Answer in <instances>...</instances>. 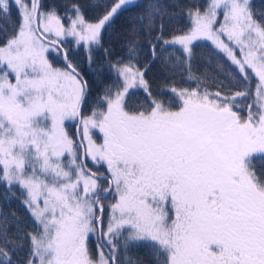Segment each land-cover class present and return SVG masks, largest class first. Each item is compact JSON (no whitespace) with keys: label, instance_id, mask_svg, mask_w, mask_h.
Instances as JSON below:
<instances>
[{"label":"snow or ice","instance_id":"obj_1","mask_svg":"<svg viewBox=\"0 0 264 264\" xmlns=\"http://www.w3.org/2000/svg\"><path fill=\"white\" fill-rule=\"evenodd\" d=\"M92 6L89 20L78 3L61 13L45 0H0V19L19 17L11 34L0 27V188L31 220L0 210V264H139L130 253L140 248L152 264H264V10L207 0L170 30L180 5L169 0ZM134 10L123 55L113 62L104 49L94 69L91 107L94 86L66 45L85 48L91 67ZM203 41L222 77H211L215 90L193 71ZM156 62L196 86L161 99L146 79ZM137 89L144 100L132 107Z\"/></svg>","mask_w":264,"mask_h":264},{"label":"trees","instance_id":"obj_2","mask_svg":"<svg viewBox=\"0 0 264 264\" xmlns=\"http://www.w3.org/2000/svg\"><path fill=\"white\" fill-rule=\"evenodd\" d=\"M108 0H45V3L56 4L60 7L61 13H63L66 6H70L73 3H78L82 5L85 9L86 17L89 20H94L99 13V9L93 7V3H105ZM138 4H147L149 0H137ZM170 3H178L180 7L170 8V11L176 14V20L170 25V30L175 28H185L188 26V18L181 13L185 10L187 6L192 4H206L207 0H169ZM253 4L256 6L257 11L264 10V0H253ZM133 12L126 13L122 16L113 26V29L104 35L103 44L104 47L101 49L94 50L93 56L96 63L92 64L91 67L88 63V56L86 49L82 48L75 50L72 44L66 45V48L69 52V57L72 59L73 63L78 65V70L84 75L85 79H88L91 84H93L92 92V103L91 107H95L96 98L100 95L99 85L96 84V76L94 69L98 65H102L105 62V52L104 49H111V54L108 57L111 61L115 62L116 59L120 58L123 55L122 50V37L124 35V30L128 26L129 18L135 14ZM19 23V17L15 10H13L12 16L7 19H0V27L7 24L9 26V34H11V29L15 28ZM2 37H0V43H2ZM200 47L196 49L198 53V58L193 64V71L196 75H206V86L210 90H215L216 85L212 82L211 77L216 76L222 79L220 73L216 69V61L212 60L209 63V54L213 51V46L209 43L199 42ZM51 58V57H50ZM57 67H64L63 60L60 57H57V60L54 61ZM105 79H109L108 75H105ZM146 79H148L151 90L154 94L162 93L160 96L161 99L175 101V97L169 91V88L172 86L179 88H193L196 86L195 82L187 81V74L182 70L176 72L169 71L166 67L162 66L159 62L153 63L149 72L146 73ZM109 82L110 79H109ZM134 94L130 93L129 103L132 107L139 106L140 103L144 100V92L142 89L132 90ZM98 139V143L102 142L99 140L97 134L94 135ZM19 195V193H17ZM0 210L4 213L15 215L20 218L22 222L26 225L31 224V220L28 212L23 207L19 199H12L10 202L5 201L3 197V189L0 188ZM130 256L134 260H138L139 264H152L150 256L146 253V250L143 248L133 249L130 253Z\"/></svg>","mask_w":264,"mask_h":264},{"label":"rangeland","instance_id":"obj_3","mask_svg":"<svg viewBox=\"0 0 264 264\" xmlns=\"http://www.w3.org/2000/svg\"><path fill=\"white\" fill-rule=\"evenodd\" d=\"M137 1V0H136ZM203 42H205V43H209V44H211V42L210 41H203ZM68 45V44H67ZM73 48L75 49V50H79V49H82L83 47H80V48H75L74 46H73ZM85 49V48H84ZM78 128H79V125L78 124H75L74 122L72 123V126L69 128V130H70V132H76L77 130H78ZM97 135H98V137L99 138H101V140H102V134H98L97 133ZM94 138H95V136H94ZM96 139V138H95Z\"/></svg>","mask_w":264,"mask_h":264},{"label":"flooded vegetation","instance_id":"obj_4","mask_svg":"<svg viewBox=\"0 0 264 264\" xmlns=\"http://www.w3.org/2000/svg\"><path fill=\"white\" fill-rule=\"evenodd\" d=\"M96 140L98 141V139H96ZM99 140H101V138H99ZM89 167H93V170L95 171V167L91 163H89ZM93 248H94V245H93Z\"/></svg>","mask_w":264,"mask_h":264}]
</instances>
